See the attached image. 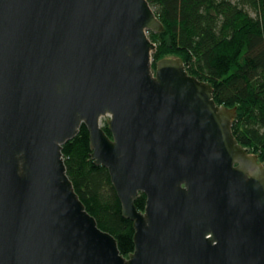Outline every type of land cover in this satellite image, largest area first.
Wrapping results in <instances>:
<instances>
[{"label": "water", "instance_id": "1", "mask_svg": "<svg viewBox=\"0 0 264 264\" xmlns=\"http://www.w3.org/2000/svg\"><path fill=\"white\" fill-rule=\"evenodd\" d=\"M164 30L148 0H0V264H264V164L181 58L154 68ZM83 126L129 257L68 175Z\"/></svg>", "mask_w": 264, "mask_h": 264}, {"label": "trees", "instance_id": "2", "mask_svg": "<svg viewBox=\"0 0 264 264\" xmlns=\"http://www.w3.org/2000/svg\"><path fill=\"white\" fill-rule=\"evenodd\" d=\"M164 31L150 32L157 45L154 68L181 58L188 72L214 88L218 105L237 108L233 133L264 164V0H148ZM103 128L112 136L107 124ZM86 126L63 148L68 175L99 227L112 234L125 257L135 250L134 224L107 168L92 159ZM147 197L135 204L145 211Z\"/></svg>", "mask_w": 264, "mask_h": 264}, {"label": "rangeland", "instance_id": "3", "mask_svg": "<svg viewBox=\"0 0 264 264\" xmlns=\"http://www.w3.org/2000/svg\"><path fill=\"white\" fill-rule=\"evenodd\" d=\"M106 121H107V118L106 119H103L102 120V125H104L106 123Z\"/></svg>", "mask_w": 264, "mask_h": 264}]
</instances>
